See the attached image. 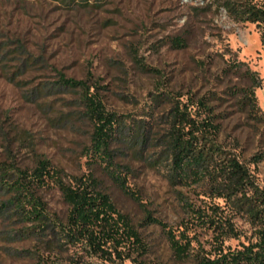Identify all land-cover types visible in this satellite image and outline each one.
Wrapping results in <instances>:
<instances>
[{
  "label": "rangeland",
  "instance_id": "374dc122",
  "mask_svg": "<svg viewBox=\"0 0 264 264\" xmlns=\"http://www.w3.org/2000/svg\"><path fill=\"white\" fill-rule=\"evenodd\" d=\"M214 7L213 0H99L85 6L0 0V173L7 166L16 178L19 168L32 169L41 154L69 174L93 170L149 242L150 264H176L162 229L142 225L148 213L173 225L183 215L164 169L147 161L158 153L157 129L166 124L173 102L208 97L223 115L220 140L236 147L264 189V159L251 161L264 150V122L249 119L233 100L214 97H229L230 87L250 83L237 69H227L238 61L259 73L255 92L264 115V46L254 23L237 22ZM176 36L183 46L173 43ZM63 77L98 83L107 110L121 116L111 153L126 188L106 164L92 160L93 124L84 113L83 88ZM38 195L50 213L64 218L67 205L56 187L50 184ZM238 222L247 235L226 239L227 246L248 241L249 225ZM50 225L35 227L0 190V264H134L77 254L74 246L53 250L51 242L62 240ZM210 237L200 235L207 248Z\"/></svg>",
  "mask_w": 264,
  "mask_h": 264
},
{
  "label": "trees",
  "instance_id": "16d2710c",
  "mask_svg": "<svg viewBox=\"0 0 264 264\" xmlns=\"http://www.w3.org/2000/svg\"><path fill=\"white\" fill-rule=\"evenodd\" d=\"M57 1L85 6L95 5L99 0ZM213 4L215 11L224 9L237 22L254 23L264 46V0H213ZM172 41L176 46L185 44L179 36ZM229 66L228 70L237 69L250 83L230 87L229 97H214L233 100L249 119L263 123L264 115L255 92L260 85L259 73L249 66L243 69L238 61ZM63 80L68 85L83 88L84 113L93 124L89 146L92 160L106 164L108 172L126 188L125 177L121 176L111 153L113 135L121 124V116L107 110L98 93V83L90 84L71 77H63ZM190 98L173 102L169 108L166 124L157 129L158 153L148 158L141 150L149 164L164 169L183 215L173 225L148 213L142 225L156 224L162 229L176 264H264V189L236 147L220 140L222 123L219 117L223 115L215 111L208 97ZM136 137L135 145L140 138ZM147 140L144 137L143 144ZM262 159L264 150L251 157L253 162ZM129 169H132L130 165ZM18 170V176L13 178L9 177L8 167H3L0 190L9 195L13 210L31 220L35 227L51 224L52 231L62 240V243L51 242L53 250L61 244L66 250L74 246L77 247L75 253L103 261L150 264L149 242L133 218L117 207L96 172L69 174L42 154L37 155L32 169ZM50 184L60 191L67 205L64 218L50 213L42 196L38 195L40 189ZM190 191L200 202L192 198ZM239 219L249 225L248 241L237 247L227 246L226 239L247 235L248 229H244ZM203 232L211 234L207 241L209 248L200 239Z\"/></svg>",
  "mask_w": 264,
  "mask_h": 264
}]
</instances>
